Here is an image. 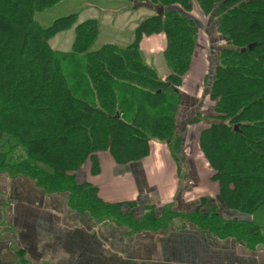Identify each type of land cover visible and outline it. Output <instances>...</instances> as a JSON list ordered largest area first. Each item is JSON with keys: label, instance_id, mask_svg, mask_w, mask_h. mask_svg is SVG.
<instances>
[{"label": "trees", "instance_id": "obj_1", "mask_svg": "<svg viewBox=\"0 0 264 264\" xmlns=\"http://www.w3.org/2000/svg\"><path fill=\"white\" fill-rule=\"evenodd\" d=\"M62 1L0 0V175L29 179L44 194L64 195L70 212L130 234L165 231L177 220L250 251L264 247V0H126L155 14L137 23L124 47L94 49V19L78 22L71 14L46 28L35 21ZM194 8L209 18L205 31ZM212 29L222 45L209 46L213 63L204 68L198 111L179 123L180 88L198 59L201 33L212 41ZM68 30L69 51L51 48ZM157 35L165 40L164 76L140 50ZM193 118L202 124L197 147L217 185L215 198H200L193 212L163 209L158 216L149 206L136 219L133 204L104 202L98 188L78 179L86 164L91 177L99 174L102 153L115 165L142 160L150 142L166 144L178 161Z\"/></svg>", "mask_w": 264, "mask_h": 264}, {"label": "crops", "instance_id": "obj_2", "mask_svg": "<svg viewBox=\"0 0 264 264\" xmlns=\"http://www.w3.org/2000/svg\"><path fill=\"white\" fill-rule=\"evenodd\" d=\"M211 35L209 42L218 47L213 29ZM164 47L162 35L140 43V50L147 52H162ZM192 67L180 88L185 103L176 116L179 123L192 119L200 104L186 92L193 81ZM200 90L202 96V86ZM165 145L150 142L145 158L123 166L110 162L102 153L99 174L89 178L88 169L84 168L78 179L98 188L104 202L133 204L136 219L149 206L155 207L158 216L171 204L182 213H191L200 198L216 195V183L205 180L203 175L209 168L201 170L196 164H207L196 154L188 155L186 146L179 159V166L184 169H178ZM0 264H264V250L250 251L233 239H220L189 226L130 234L126 227L112 221L93 223L70 212L64 195H47L29 179H11L1 174Z\"/></svg>", "mask_w": 264, "mask_h": 264}, {"label": "rangeland", "instance_id": "obj_3", "mask_svg": "<svg viewBox=\"0 0 264 264\" xmlns=\"http://www.w3.org/2000/svg\"><path fill=\"white\" fill-rule=\"evenodd\" d=\"M101 8V11H96L93 6ZM121 12V13H118ZM118 13V15H116ZM74 14L77 17L78 22H83L86 20L94 19L98 22L100 27V34L97 38L96 42L94 43L93 49L97 48L105 43H110L116 46H122L124 47L127 45L132 38V33L137 25L138 22L148 18L149 16H152L155 14L154 9L145 7V8H133V3L126 1V0H63L53 8L46 10L44 12L36 13L34 16L35 21L39 23V25L43 28L48 27L54 20L65 17L68 15ZM194 17L199 21L201 26H203V30L208 22V19L206 17H203L197 8H194L193 12ZM113 21V24L111 25V22ZM205 31V30H204ZM202 32L200 35V38L198 40V48L196 51V57L198 56V59L193 63V73L191 70V79L193 80L194 84L191 82V85L187 87V93L189 98L196 99V103L198 102V99L201 97L199 95L200 93V77H202L205 74V67H211L212 66V59L210 57L209 53V46L211 43L209 42L208 34L206 32ZM155 37V36H152ZM199 37V36H198ZM74 39L73 31L68 30L65 32H62L58 35H56L54 38H52L49 41V45L54 50L58 51H69L71 48L72 42ZM142 51V56L144 60L152 65L158 72L160 76H164L168 73V67L165 63L163 56L160 52V50L155 49V52H147L144 50ZM208 56V61H203V58L206 59V55ZM151 59V60H150ZM72 70V69H71ZM210 75V73H209ZM195 85H197L195 87ZM186 88V87H185ZM199 95V96H198ZM203 97V96H202ZM201 97V99H202ZM199 104V103H198ZM195 118H193V122L189 124V126L186 129L185 134L183 133L181 135V141H180V156L183 153V147H185V151L188 150V155L194 156L196 154V158H202V154L200 153L198 147H197V134L199 129L202 127V124H195ZM154 144H163L159 142H153ZM166 151L168 153H171V150L167 145ZM196 152V153H195ZM103 155V154H102ZM101 155V156H102ZM184 155V153H183ZM106 158L114 163L110 156L106 153ZM179 155H177L178 159ZM181 158V157H180ZM204 161V160H203ZM205 162V161H204ZM178 169H184L182 166H179V160L175 162ZM206 163V162H205ZM205 165L202 161L197 162L196 168H199L201 170L207 169L205 165V168L203 167ZM86 169H88V165L86 164ZM87 171V170H86ZM182 173V170H181ZM180 173V174H181ZM178 175L180 177L181 175ZM184 174V172H183ZM212 174L211 169H207V175L204 174L203 177L205 180L210 179V176ZM89 178L91 176L88 175ZM211 182V181H210ZM213 185L215 184L213 181L211 182ZM190 185V184H189ZM217 187V185H216ZM216 196V195H215ZM210 197V198H215ZM217 207L220 208V205L218 203ZM165 210L172 209V214H179L182 213V210L179 211L171 206H165ZM193 212V210H191ZM172 226L177 228H184L185 226H190L189 224H186L184 222L178 223L177 220L173 221L171 223Z\"/></svg>", "mask_w": 264, "mask_h": 264}, {"label": "water", "instance_id": "obj_4", "mask_svg": "<svg viewBox=\"0 0 264 264\" xmlns=\"http://www.w3.org/2000/svg\"><path fill=\"white\" fill-rule=\"evenodd\" d=\"M157 13L160 15L162 13V9L161 8H158L157 10ZM219 41H222L221 38L218 39ZM255 47V44H250L248 45L246 48H241L240 49V53H245L247 50L250 51L252 50L253 48ZM175 93H177V91L175 90ZM234 130L236 131V127H234ZM256 251H261V250H264V247L262 246H258L256 247L255 249Z\"/></svg>", "mask_w": 264, "mask_h": 264}]
</instances>
